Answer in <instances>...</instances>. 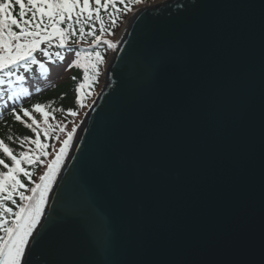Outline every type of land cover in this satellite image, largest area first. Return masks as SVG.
<instances>
[{"label": "water", "instance_id": "95a60500", "mask_svg": "<svg viewBox=\"0 0 264 264\" xmlns=\"http://www.w3.org/2000/svg\"><path fill=\"white\" fill-rule=\"evenodd\" d=\"M116 45L36 264H264V0H162Z\"/></svg>", "mask_w": 264, "mask_h": 264}, {"label": "snow or ice", "instance_id": "6c2138e0", "mask_svg": "<svg viewBox=\"0 0 264 264\" xmlns=\"http://www.w3.org/2000/svg\"><path fill=\"white\" fill-rule=\"evenodd\" d=\"M142 2L143 0H0V74H3L0 84L7 82L8 85H14L12 77L17 81L24 80L25 77L16 72L21 66L28 69L37 64L47 72L46 64L37 60L34 53L39 50L51 58L52 53L48 48L53 46L54 41L60 47H67L73 37L76 38L74 43L91 37L88 48L77 52V58L69 64V68L78 66L83 69V80L76 88L77 100L83 107L86 96L90 95L85 89H91L93 83L97 82L99 66L106 63L105 56L96 49L102 43L111 49L117 48L111 40H102L108 28L101 11H107L111 7L112 11L108 15L111 23L115 24L120 12L130 11L132 9L129 5ZM118 3L123 7H117ZM97 22L100 35H97ZM55 55L64 59L59 52ZM72 79L75 80L76 77ZM27 94L25 88L12 91V96L16 98ZM32 108L41 114L42 120H37L29 109H23V115L31 119V123L25 122L26 127L35 134V139L24 137L20 145L24 148L25 143H28L35 147L24 148L16 154L0 139V152L3 154L0 156V167L4 169L0 170V264H36L40 259L37 253L46 239L48 224L59 214L54 210L46 217L49 194L57 182L79 127L75 125L67 131L58 152L49 162L48 149L52 145L47 141H60L59 134L65 132L66 125L59 121L55 124L49 122L50 116L55 120L53 113L56 109L50 112L46 110L48 105L41 103L34 104ZM11 111L17 121L22 120L15 107ZM67 112L71 116L78 115L72 109ZM41 134L45 142L41 141ZM37 165L46 166V171L39 176V182L33 180L34 171L30 170ZM21 176L26 177L32 186L28 187ZM96 226L102 232L100 249L107 254L112 246L111 227L104 224Z\"/></svg>", "mask_w": 264, "mask_h": 264}, {"label": "trees", "instance_id": "16d2710c", "mask_svg": "<svg viewBox=\"0 0 264 264\" xmlns=\"http://www.w3.org/2000/svg\"><path fill=\"white\" fill-rule=\"evenodd\" d=\"M150 1V0H143ZM103 2V0H102ZM127 2V0H126ZM138 4L129 5L133 10ZM117 7L122 8L123 6L119 3ZM130 11H122L118 14L115 24H112L108 13L112 11L111 7L107 10L101 11V15L105 20V26L108 28V31L102 36V40H106L109 36L115 35L120 27L124 24ZM18 11V8L16 9ZM97 35L99 33V23L97 22ZM87 30V29H86ZM91 37L87 38L83 42H75V37L69 40L67 47H60L57 41L53 42V46L48 48V51L52 53L51 58L45 56L39 50L34 53V56L37 60L46 64L48 69L47 72L39 68V65L33 64L28 69H24L22 66L16 69L18 75L24 76V80H15V77L11 79L15 81L14 85H8L7 82L0 84V139H3L5 143L9 145L14 151L18 154L23 150L20 145V141L24 137L33 138L35 134L26 127L27 119L23 115V109L27 108L31 112L33 111L32 106L36 103H41L48 105L46 110L52 112L53 109H56L53 113L56 117H61L67 115V110L72 109L74 111L78 110L80 104L77 100L76 88L79 83L83 80V69L78 66H73L69 68L71 64L77 57L76 53L82 49H87L88 45L91 43ZM42 47H48L47 45H42ZM95 47V46H94ZM96 50L101 51L105 56V60L109 57L110 50L107 44H101ZM59 52L61 56L64 57L63 60L55 54ZM104 64L99 66L100 75L97 78V82L93 83L91 89H85L86 93L91 91H97L99 89L101 79V73L103 70ZM3 74H0L2 77ZM76 77L75 80L72 78ZM20 88H25L28 91L27 95H21L18 98L12 96V91L14 89L19 90ZM15 107L17 113L22 117L21 121H17L12 114V108ZM63 109L64 111H60ZM11 138V139H9ZM0 152V156H2ZM6 162L10 163V160L7 158ZM25 167H28L25 165ZM38 165L35 168H30L34 171L33 179L39 171ZM0 170L2 167H0ZM21 179L28 186L26 177L21 176ZM19 203V200H17ZM11 206V205H9Z\"/></svg>", "mask_w": 264, "mask_h": 264}, {"label": "rangeland", "instance_id": "374dc122", "mask_svg": "<svg viewBox=\"0 0 264 264\" xmlns=\"http://www.w3.org/2000/svg\"><path fill=\"white\" fill-rule=\"evenodd\" d=\"M159 1H162V0H150V1H143L142 3L138 4L133 10H137V9H140V8H143L144 6H147L149 4H153V3H157ZM126 22V21H125ZM124 22V24H125ZM124 24L122 25V27H120L119 31L113 35V36H109L106 40H111L113 43H117L119 41V38L121 36V33H122V30L124 28ZM112 51L113 49L110 50V54H109V57L107 58L106 60V63L104 64V67H103V70H102V73H101V83H100V86H99V89L97 91H91L90 92V95H87L86 96V99L84 101V105L83 107H79L78 110H76V112L78 113V115L76 116H71L70 114L67 113V115H64V116H61V117H56L55 115V120L52 119V116L49 117V122L52 123V124H55L57 121L61 122L62 124L66 125V129H65V132L64 133H60V141H57L55 139H50L48 140L47 142L52 145V147H50L48 149V151L50 152V156L47 158V160L50 162L51 159L54 158L55 156V153L58 152L60 146H61V142L63 139L66 138V133L67 131H70L72 129L73 126L75 125H79V127L77 128V132L73 138V143L72 145L70 146L69 148V152H68V155L66 157V159L68 158L69 156V153L72 149V146L74 144V141H75V138L77 136V133H78V130L80 128V125H81V122L83 121L84 117L86 116L89 108L91 107V105L93 104L94 100L96 99L98 93L100 92L103 84H104V78H105V71H106V68H107V64L109 62V59L112 55ZM32 114L36 117L37 120H42V116L41 114L39 113H36L33 109L32 111ZM27 119V123H31V119L29 117H25ZM31 139H35V136ZM41 141L42 142H45V138L43 136V134H41ZM28 147H35L34 145H31V144H28V143H25V146L24 148H28ZM23 148V150H24ZM65 159V161H66ZM64 161V163H65ZM63 163V165H64ZM25 166V165H24ZM38 167L40 168L37 175L34 177L33 180H35L36 182H39V176L42 175L45 171H46V166H43V165H38ZM63 167V166H62ZM62 169V168H61ZM61 171V170H60ZM32 185L30 184L28 187H31ZM50 195V194H49Z\"/></svg>", "mask_w": 264, "mask_h": 264}]
</instances>
